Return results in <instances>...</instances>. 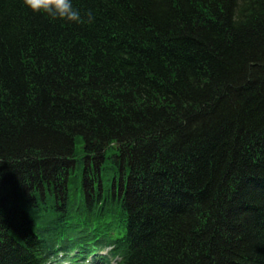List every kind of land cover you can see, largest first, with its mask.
Masks as SVG:
<instances>
[{
	"label": "trees",
	"instance_id": "trees-1",
	"mask_svg": "<svg viewBox=\"0 0 264 264\" xmlns=\"http://www.w3.org/2000/svg\"><path fill=\"white\" fill-rule=\"evenodd\" d=\"M73 6L0 0V264H264V0Z\"/></svg>",
	"mask_w": 264,
	"mask_h": 264
},
{
	"label": "clouds",
	"instance_id": "clouds-1",
	"mask_svg": "<svg viewBox=\"0 0 264 264\" xmlns=\"http://www.w3.org/2000/svg\"><path fill=\"white\" fill-rule=\"evenodd\" d=\"M24 5L32 12L47 14L51 19L81 22L79 9L73 6V0H24ZM91 19V13H88Z\"/></svg>",
	"mask_w": 264,
	"mask_h": 264
},
{
	"label": "rangeland",
	"instance_id": "rangeland-1",
	"mask_svg": "<svg viewBox=\"0 0 264 264\" xmlns=\"http://www.w3.org/2000/svg\"><path fill=\"white\" fill-rule=\"evenodd\" d=\"M70 188H71V191H73L74 185H71ZM92 222H93V224L97 225V223H98L97 218H94ZM118 236H121V234ZM116 237H117L116 235H113V238H116ZM112 264H115V261H113Z\"/></svg>",
	"mask_w": 264,
	"mask_h": 264
}]
</instances>
